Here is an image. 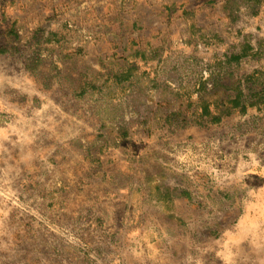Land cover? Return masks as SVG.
<instances>
[{"label": "rangeland", "instance_id": "rangeland-1", "mask_svg": "<svg viewBox=\"0 0 264 264\" xmlns=\"http://www.w3.org/2000/svg\"><path fill=\"white\" fill-rule=\"evenodd\" d=\"M231 1L143 87L71 91L0 42V264H264V10Z\"/></svg>", "mask_w": 264, "mask_h": 264}, {"label": "crops", "instance_id": "crops-1", "mask_svg": "<svg viewBox=\"0 0 264 264\" xmlns=\"http://www.w3.org/2000/svg\"><path fill=\"white\" fill-rule=\"evenodd\" d=\"M245 1L264 10V0ZM234 7L231 0H0V42L8 40V48L2 47L8 61L12 45L41 44V56L59 65L63 86L71 91L93 85L123 90L131 83L144 86L148 76L139 61L155 59L182 35L194 39L210 24L216 27ZM66 27L72 30L62 35ZM168 102L165 107H177ZM255 186L264 189V171Z\"/></svg>", "mask_w": 264, "mask_h": 264}, {"label": "trees", "instance_id": "trees-1", "mask_svg": "<svg viewBox=\"0 0 264 264\" xmlns=\"http://www.w3.org/2000/svg\"><path fill=\"white\" fill-rule=\"evenodd\" d=\"M239 99H240V96H239V92L236 93V96L232 99V104L234 106L238 105L239 104ZM206 103V102H205ZM204 103V104H205ZM242 108V107H241ZM202 114H208V105H204L202 107ZM212 119L214 120H218V115L217 116H212Z\"/></svg>", "mask_w": 264, "mask_h": 264}]
</instances>
